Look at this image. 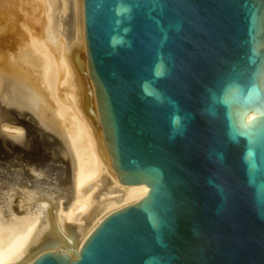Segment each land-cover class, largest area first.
<instances>
[{"label": "water", "instance_id": "1", "mask_svg": "<svg viewBox=\"0 0 264 264\" xmlns=\"http://www.w3.org/2000/svg\"><path fill=\"white\" fill-rule=\"evenodd\" d=\"M83 11L113 168L149 192L79 253L53 205L51 235L19 264H264V0H83Z\"/></svg>", "mask_w": 264, "mask_h": 264}, {"label": "bare ground", "instance_id": "2", "mask_svg": "<svg viewBox=\"0 0 264 264\" xmlns=\"http://www.w3.org/2000/svg\"><path fill=\"white\" fill-rule=\"evenodd\" d=\"M84 72L83 0H0L1 116L13 115L0 123V264H19L51 235L53 205L79 253L107 216L149 192L119 181Z\"/></svg>", "mask_w": 264, "mask_h": 264}, {"label": "rangeland", "instance_id": "3", "mask_svg": "<svg viewBox=\"0 0 264 264\" xmlns=\"http://www.w3.org/2000/svg\"><path fill=\"white\" fill-rule=\"evenodd\" d=\"M77 5V4H76ZM76 9H78V7L76 6ZM3 106V104H1L0 102V123L1 122H6V123H10L11 120L13 119V115H11L10 113H6L5 115H3V117L1 116V107ZM12 123V122H11ZM1 184V183H0ZM1 191V189H0ZM1 194V192H0ZM0 202H1V195H0Z\"/></svg>", "mask_w": 264, "mask_h": 264}]
</instances>
